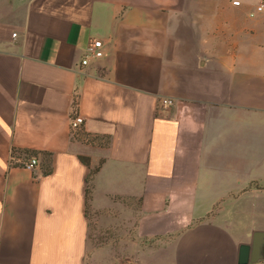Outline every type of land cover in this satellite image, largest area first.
Listing matches in <instances>:
<instances>
[{"label": "crops", "instance_id": "1", "mask_svg": "<svg viewBox=\"0 0 264 264\" xmlns=\"http://www.w3.org/2000/svg\"><path fill=\"white\" fill-rule=\"evenodd\" d=\"M262 1L0 0V264L237 263L264 232Z\"/></svg>", "mask_w": 264, "mask_h": 264}, {"label": "built area", "instance_id": "2", "mask_svg": "<svg viewBox=\"0 0 264 264\" xmlns=\"http://www.w3.org/2000/svg\"><path fill=\"white\" fill-rule=\"evenodd\" d=\"M233 4H237L234 2ZM254 13L264 14V1L258 3L254 8ZM253 15V14H251ZM15 36V34H13ZM103 55L102 42L99 39H90L85 50L84 54L79 61V68H83L88 65L91 59L100 58ZM174 104V99L170 97H164L157 100L155 105L156 111H162L166 108L171 107ZM82 122L81 117L75 116L71 120V127L75 129ZM11 164L25 168L27 170H33L38 165L36 158H17L15 152L11 151L10 158Z\"/></svg>", "mask_w": 264, "mask_h": 264}, {"label": "water", "instance_id": "3", "mask_svg": "<svg viewBox=\"0 0 264 264\" xmlns=\"http://www.w3.org/2000/svg\"><path fill=\"white\" fill-rule=\"evenodd\" d=\"M261 261H264V232L256 231L249 245L239 246L236 264H255Z\"/></svg>", "mask_w": 264, "mask_h": 264}, {"label": "rangeland", "instance_id": "4", "mask_svg": "<svg viewBox=\"0 0 264 264\" xmlns=\"http://www.w3.org/2000/svg\"><path fill=\"white\" fill-rule=\"evenodd\" d=\"M91 228H93V230L95 229L94 227ZM93 234L95 235V233L92 232V235ZM116 264H138V262L137 260L134 259V257L133 260L132 259L130 260L129 258L121 257L116 260ZM256 264H264V261Z\"/></svg>", "mask_w": 264, "mask_h": 264}]
</instances>
